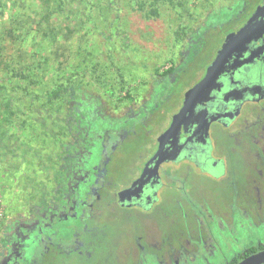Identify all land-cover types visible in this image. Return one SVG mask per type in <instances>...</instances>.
I'll return each mask as SVG.
<instances>
[{
  "label": "flooded vegetation",
  "instance_id": "obj_1",
  "mask_svg": "<svg viewBox=\"0 0 264 264\" xmlns=\"http://www.w3.org/2000/svg\"><path fill=\"white\" fill-rule=\"evenodd\" d=\"M245 2L210 22L242 14L217 44L205 33L210 23L189 28L182 59L155 70L153 91L142 100L132 91L117 98V105L132 102L129 112L112 116L90 101L77 109L89 166L76 172L59 219L25 220L11 231L0 264H88L96 251L107 255L97 264L182 263L169 247L188 243L184 231H198L200 248L212 241L196 195L200 180L226 179L234 167L264 209V0L243 11ZM85 224L101 235H79ZM177 228L180 246L170 245ZM260 250L247 248L225 264Z\"/></svg>",
  "mask_w": 264,
  "mask_h": 264
},
{
  "label": "rangeland",
  "instance_id": "obj_2",
  "mask_svg": "<svg viewBox=\"0 0 264 264\" xmlns=\"http://www.w3.org/2000/svg\"><path fill=\"white\" fill-rule=\"evenodd\" d=\"M239 3L0 0V81L11 87L16 105L11 128L0 123V245L25 220L59 219L66 212L74 176L89 166V138L77 109L90 101L112 116L129 112L132 102L117 105L119 96L132 91L137 100L145 98L154 89L155 70L182 59L185 32L222 18ZM56 85L67 90L47 101ZM239 171L234 167L220 181L200 180L196 195L212 241L200 248L193 242L198 231L187 229L188 243L169 247L184 257L176 264H225L264 245V209ZM182 231L177 228L170 245L180 246ZM97 252L98 259L107 258ZM95 257L88 264H97Z\"/></svg>",
  "mask_w": 264,
  "mask_h": 264
},
{
  "label": "trees",
  "instance_id": "obj_3",
  "mask_svg": "<svg viewBox=\"0 0 264 264\" xmlns=\"http://www.w3.org/2000/svg\"><path fill=\"white\" fill-rule=\"evenodd\" d=\"M110 1L111 3H113V0H110ZM254 4H255V0H246V2L243 4L244 6H242V10L246 11L247 9L253 7ZM241 15L242 14L240 13L239 15L237 14L235 16L229 17L228 20L221 22V23L208 24L207 25L208 29L206 30L205 33H207V35L210 36L211 38L209 41L210 44L213 45V44H217V42L219 43L221 40L220 37L225 32H227L235 22L237 23L241 19ZM194 32L198 33L197 30H195ZM197 42H202V40L199 39ZM66 88L67 87L64 85L53 86L46 93L47 101H53L54 99L59 98L67 90ZM10 90H11V87H9L8 85L0 81V123L6 126L7 128H11V126L13 125L12 115L15 112L14 107L16 106L13 104L14 102H12V99L10 96ZM101 197H99L97 203H101ZM101 233L102 231L99 226L93 225L91 227L89 224H85L81 228V233L79 235L81 236H100ZM94 246L98 247V244ZM78 264H81V263L78 262Z\"/></svg>",
  "mask_w": 264,
  "mask_h": 264
},
{
  "label": "water",
  "instance_id": "obj_4",
  "mask_svg": "<svg viewBox=\"0 0 264 264\" xmlns=\"http://www.w3.org/2000/svg\"><path fill=\"white\" fill-rule=\"evenodd\" d=\"M236 264H264V250L245 256Z\"/></svg>",
  "mask_w": 264,
  "mask_h": 264
}]
</instances>
